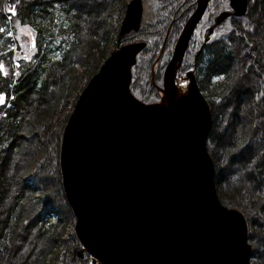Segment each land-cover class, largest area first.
<instances>
[{"label": "water", "instance_id": "1", "mask_svg": "<svg viewBox=\"0 0 264 264\" xmlns=\"http://www.w3.org/2000/svg\"><path fill=\"white\" fill-rule=\"evenodd\" d=\"M210 1L196 0L163 72L160 100L147 103L132 91L133 67L147 46L140 40L113 50L74 103L60 168L76 251L94 264H253L247 218L218 193L208 149L212 107L194 71L179 75ZM249 3L229 0L204 41L227 18L246 15ZM143 20L144 1L130 0L119 39L139 32Z\"/></svg>", "mask_w": 264, "mask_h": 264}, {"label": "trees", "instance_id": "2", "mask_svg": "<svg viewBox=\"0 0 264 264\" xmlns=\"http://www.w3.org/2000/svg\"><path fill=\"white\" fill-rule=\"evenodd\" d=\"M181 1L154 0L153 4L149 1L153 19L147 18L145 9L141 30L149 24L154 28L143 38L147 46L133 67L131 85L133 93L144 102L160 99L158 86H162L164 68L172 53L177 36L174 32L157 60L154 74L153 65ZM194 1L190 0L187 7ZM256 1L261 5L264 19V0H251L246 15L228 18L223 26L216 27V32L224 29L226 33L222 62L225 77L223 82L214 83L206 96L214 119L208 148L216 164L219 196L224 203L245 214L249 239L254 246L252 262L264 264V145L252 144L242 148L254 134L264 137V65L256 63L258 57L264 64V43L258 41L259 38L255 41L258 24L251 13ZM119 4L120 10L127 5L124 0H0V28L5 29L0 32V62L8 72V75L0 73V93L7 94L6 103L0 107V264H91L88 255L79 258L75 250L80 244L75 231L63 238V228L56 229L62 218L53 224L51 216L60 214L65 219H74L62 184L60 146L65 124L79 94L73 97L70 106L67 99L79 82L82 90L109 54L120 46L118 35L109 30L110 19ZM213 7L228 9L229 0H211L208 9ZM11 9H15L14 14ZM82 12L87 15V22ZM114 22L119 25L116 19ZM110 42L113 46L108 53ZM210 51L218 54L213 46ZM246 51L248 56L243 55ZM187 59L188 56L184 63ZM218 62L209 64L211 71L213 65L219 69ZM78 64L84 67L85 74L79 72ZM236 64L238 67L234 70ZM248 86L254 89L251 130L240 118L243 121L234 129L240 126L242 131L221 138L222 124L217 119L219 109L225 103L236 101L242 88ZM201 90L206 93L205 89ZM50 94L54 98L48 102ZM66 103L69 106L67 113L56 114L57 107L62 111ZM235 118H239L238 113ZM209 141L213 147L209 146ZM230 148L237 150L233 154L236 170L229 171L235 180H231V187H234L232 198L226 193L225 185L229 173L224 174L223 169L218 168L226 149ZM16 155L24 160L23 165L19 163L23 167L19 174L14 172ZM51 180L53 186L50 188ZM35 220L43 222L41 231H38V243L34 246L35 242H31V249L35 248V251L33 249L22 257L20 251L25 252L26 248L17 249L14 243ZM56 247L57 251L52 253ZM47 253L52 257L44 261Z\"/></svg>", "mask_w": 264, "mask_h": 264}, {"label": "rangeland", "instance_id": "3", "mask_svg": "<svg viewBox=\"0 0 264 264\" xmlns=\"http://www.w3.org/2000/svg\"><path fill=\"white\" fill-rule=\"evenodd\" d=\"M129 1L130 0H124V2H126V4ZM149 1L151 2V4H153V1L154 0H149ZM149 1L148 0H144V7L147 10V15H146L147 18H150L151 17L150 19H153V15H152V12H151V9H150V2ZM195 1L193 3H195ZM189 2H190V0H183V1H181V5L179 6L178 10L175 13L176 14H179V15L180 14H183L186 11L187 4H189ZM193 3H192V5H193ZM254 4L255 5H253L252 8H251V13H252V15L254 17V20L258 24V26H256V28H257L256 35L257 36H256L255 41L258 40V38H259L260 40H258V41H261V42L264 43V19H262V16H263L262 15V12H261L262 11V8H261L260 3H258L257 1ZM119 6H121V5L120 4L119 5H116V7L114 9V13H113V18L110 19V28H109L110 33L112 32L113 34L115 33L116 36L118 35V42H119L118 44H120V46H122L124 44H127V43H130V42H136V41L143 40V38L146 37L147 32L153 30V28H154L153 27V24L146 25L147 27L143 28L139 32H136V33H134V34H132L130 36L123 37L122 39H119V32H120L119 29H120L121 21L124 18L125 11H126V7H125L124 10H120ZM250 7H251V0H250V3H249V8ZM145 9H144V13H145ZM210 10H212L211 11L212 14H215V12H218V14H219L220 12L224 11V8L221 9L220 7H217V8L216 7H213V9H210ZM82 15H83V18L87 22V19H88L87 18V15L84 12H82ZM115 19L117 21H119V25L114 22ZM231 21H232V24L235 25V21L233 19H231ZM171 22H172V18L170 20V23ZM171 24H170V26L168 28V32H167V35L169 37H171L173 35V32H174V26H171ZM235 28H237V27H235ZM215 32H216V30H215ZM221 32H225L224 29L223 30H219L218 32H216V33H218L216 36L218 37ZM234 33H236V31ZM248 34L246 33L245 35L248 38L250 36V39L251 40H254L252 38L251 34H249V35ZM167 35L165 37V40H164L163 45L167 44V42H168V39L169 38L167 37ZM174 35H175V33H174ZM239 35H243V34H241V32H239ZM174 40L176 41V38H174ZM255 41H254V43H255V47H256L257 43ZM172 42H173V40H172ZM174 44H175V42H174ZM174 44L172 46V43H171L172 50H173ZM163 45H162V48H163ZM112 46H113L112 45V42H110V44H109V46L107 48V52L108 53L110 52ZM165 47H166V45H165ZM248 53L249 52L246 51V53L244 52L243 55L246 56V54H247V56H248ZM193 55L194 54H192L190 56V57H192V59H193ZM170 58H171V55L169 56L168 60ZM157 60L158 59H156V61ZM168 60H167V62H168ZM251 60L252 59L249 58V61H251ZM256 63H257L258 66H263L264 65L263 62L258 57L256 59ZM154 66H155V63L153 65V68H154ZM237 67H238L237 64L236 65H233L234 70H236ZM77 68H78L79 72H81V74H85L86 73L83 66H81V65L78 64L77 65ZM155 69H156V67H155ZM164 70H165V68H164ZM154 73H155V71L153 72V74ZM226 75H227V72H226ZM154 78H155V75H154ZM212 80L216 83V80L219 81V78H217V79L216 78H212ZM182 81H184V78H183V80L180 79L179 82H182ZM251 87L252 86H248V87L242 88V90L240 91L239 96H238V98H237L236 101H233L231 103H225L223 105L224 107L221 108V109H219V116L217 117V119H218L219 123L222 124V127L219 130L220 133L222 134L221 135V138L226 139L227 137H229L235 131H236V133L239 132V131L241 132L243 128H241L240 126H237V128L234 129V127H235V125L237 123H240L243 120L246 121L245 122V124L247 126L246 128H248L250 125L254 124V117H253L254 115H253V112H252L253 110H252V105H251V102H252V93H253L252 90L254 91V89L251 88ZM211 88H212V86H211ZM81 91H82L81 90V82H79L78 85H77V87L72 91L71 95L68 97L67 103L68 104L71 103L73 97H75V95L77 93L79 94ZM52 96H53V94H50V95L47 96L48 102H51V99L54 98V97L52 98ZM67 103H66V106H67ZM209 103H210V101H209ZM66 106H65V108L62 111L59 109V107H57L56 114L58 112H60L61 114L62 113L63 114H66L67 113V110H68V107L70 106V104H69V106H67V107ZM236 113L239 114V118H237V119L235 118V114ZM240 118L243 119V120L241 121ZM249 129L251 130L250 127H249ZM252 144H255V146H258L260 144L264 145V137H262V134H260V135L254 134L252 136V138H250V140L245 145H242L243 146L242 148L247 147V146L252 145ZM209 146H212V147L214 146L213 143H211V141H209ZM234 149L235 148H230V150H227L226 149V152L224 153V156H223V161L222 162L221 161L219 162L220 164H219L218 168L219 169H223V173L224 172H226V173L228 172L229 173L230 170L232 172H235V170H236V168H235L236 167V164L234 163L235 162L234 159H236V157H234L233 154H236L237 153V150H234ZM239 150L240 149H238V151ZM263 151H264V148H263ZM215 159H216V157H215ZM19 163H21L23 165L24 164V160H22V158L20 156L16 155L15 156V163H14V168H15L14 169L15 170L14 172H15V174H17V173L19 174L20 172L23 171V167ZM250 169H253V168H250ZM227 179H229V180H226L225 181L226 184L224 183L225 185H227L226 186V193H228L229 194V197L232 198L231 195L233 194L234 187H231V180L233 182L235 180H234L232 174H230V173L227 174ZM228 181H230V182L227 183ZM52 186H53V181L51 180L50 183H49V187L51 188ZM61 218H62V222L59 224V226L56 229L59 230L60 228H63L62 237L63 238H66V237H68L71 234V231L72 230L75 231L76 219H75V216H74V219L71 220V219H65L63 217H60V214H53L51 216V220H52L51 222L53 224H57L58 221ZM42 225H43V222H40V221L35 220L31 224L29 230H27V231L26 230H23L20 233L19 238L14 243V245H17V249L20 248V247H25L26 248V251L25 252H23L22 250L20 251V253L22 254V257H24L25 254H27V252H31V250H33V249H34L33 252L35 251V248L31 249V245H32L31 242L34 241L35 242L34 243V246L37 245V243H38V237H37L38 236V231H41V226ZM53 229H55V228L52 227V230ZM79 246H81V244L77 245L75 247V250ZM40 247L36 249L37 250L36 254L38 253ZM56 251H57V247L54 248V250H52V253L53 252H56ZM77 254H78V252H77ZM87 255L89 256L90 263L91 264H94V262L92 263V261H93L92 259L93 258H92L91 255L85 253L83 257H80L79 255L78 256H79V258H85ZM27 257H29V256H27ZM27 257H25L24 260L27 259ZM51 257H52V254L51 253H47L45 255V257H44V261L51 259ZM95 264H97V263H95Z\"/></svg>", "mask_w": 264, "mask_h": 264}, {"label": "flooded vegetation", "instance_id": "4", "mask_svg": "<svg viewBox=\"0 0 264 264\" xmlns=\"http://www.w3.org/2000/svg\"><path fill=\"white\" fill-rule=\"evenodd\" d=\"M195 8H196V1H195V5L193 6L191 4L189 8L188 7L186 8V11L183 14L180 15L176 13L173 14L171 26H174V33L177 35L176 40L180 32L182 31L187 19L193 13ZM211 11L212 10H209L207 8L202 19L198 23L196 30L191 38L189 48L185 54V57L188 56V59L186 63H184L183 61V64L179 70L180 75L183 77L186 76L188 71L190 70L194 71V75L196 77L198 84L200 85V87L202 84L204 85V87L202 86L201 88L206 90V93L204 94L207 96L209 95V89L215 83L212 80V78H216V79L219 78V81L223 82V78L225 77V70L223 69L222 66V62L225 56L224 54L225 48H226L225 32H221L217 37L216 35L218 33L215 32L216 30L215 28L214 33L210 35L209 40L207 42L204 41L206 29L215 24V18L218 14V12L212 14ZM223 24L219 26L221 27L223 26ZM212 46L217 49L218 54L217 53L214 54L212 53V51H210V48H212ZM192 54H194L193 59L192 57H190ZM212 62L215 63L218 62L219 69L215 67V65H213V70L211 71L209 68V64H211ZM219 81L216 80V83Z\"/></svg>", "mask_w": 264, "mask_h": 264}, {"label": "snow or ice", "instance_id": "5", "mask_svg": "<svg viewBox=\"0 0 264 264\" xmlns=\"http://www.w3.org/2000/svg\"><path fill=\"white\" fill-rule=\"evenodd\" d=\"M13 14L15 13V9L10 10ZM5 31L4 28H0V32ZM9 35H12V33H9ZM33 47H35V44L33 43ZM0 73H3L4 75H8V72L5 68V65L0 62ZM7 94L6 93H0V104L6 103Z\"/></svg>", "mask_w": 264, "mask_h": 264}, {"label": "bare ground", "instance_id": "6", "mask_svg": "<svg viewBox=\"0 0 264 264\" xmlns=\"http://www.w3.org/2000/svg\"><path fill=\"white\" fill-rule=\"evenodd\" d=\"M180 80H178V88H179V90H181L182 92H185L186 91V89H187V86H188V81H186V79H185V81H182V82H179ZM48 117V116H47ZM209 149V148H208ZM209 152H210V150H209ZM211 153V152H210Z\"/></svg>", "mask_w": 264, "mask_h": 264}]
</instances>
